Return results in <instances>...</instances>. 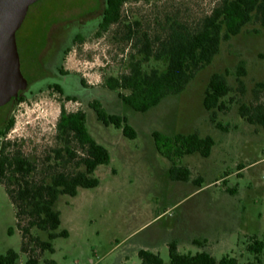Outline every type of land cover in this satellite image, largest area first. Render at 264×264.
<instances>
[{"label":"rangeland","instance_id":"374dc122","mask_svg":"<svg viewBox=\"0 0 264 264\" xmlns=\"http://www.w3.org/2000/svg\"><path fill=\"white\" fill-rule=\"evenodd\" d=\"M103 1L39 0L31 5L17 32L24 75L31 78L39 73L33 52L51 21L61 19L69 31L80 30L99 14ZM219 1L128 2L123 19L125 23L139 21L142 29L156 35L163 33L170 20L197 23ZM121 28L113 25L102 36L96 34L98 27L85 30V41L72 43L62 62L70 73L68 93L45 85L11 111L14 125L5 139L20 144L32 159L42 161L57 146L56 124L62 107L86 111L90 133L110 152V163L95 171L100 180L97 187L79 188L76 196L59 197L60 230L66 229L69 235L52 241L54 253L37 250L38 264L51 259L58 264H141L140 249L159 253L168 264L172 240L182 253L206 250L218 259L230 255L242 262L255 260L247 245L251 236L264 239V127L247 122L239 106L264 100L254 92L256 83L264 79V26L253 21L223 41L213 62L183 92L166 97L147 112L135 111L105 84V78L127 71L134 53L130 43L113 39ZM240 63L246 67L244 92L236 74ZM145 67L164 70L166 64L151 59ZM215 72H228L233 87L226 97L232 101L229 110L217 117L221 127L211 121L203 105ZM94 99L108 112L127 116L137 137L127 138L122 129L100 122L89 106ZM154 131L211 135L215 145L208 157L194 153L178 160L189 168L191 178L173 181L169 175L172 162L157 149ZM33 233L47 239L42 231L34 229ZM21 246L15 207L0 183V256L14 249L19 253L16 264H26L29 256ZM260 258L264 264V251Z\"/></svg>","mask_w":264,"mask_h":264},{"label":"trees","instance_id":"16d2710c","mask_svg":"<svg viewBox=\"0 0 264 264\" xmlns=\"http://www.w3.org/2000/svg\"><path fill=\"white\" fill-rule=\"evenodd\" d=\"M139 0H106L102 20L97 36L108 32L113 25H122L113 35L120 43H130L134 53L130 54L128 69L117 76L105 78L106 86L118 93L119 97L135 111L147 112L159 105L166 97L183 92L196 74L210 65L219 53L222 42L239 34L253 21L264 26V0H220L211 12L195 24L170 20L163 33L151 35L142 29L139 21L125 23L124 6L128 2ZM85 36L77 34L74 43L82 44ZM151 59L164 61V70L146 69L145 63ZM241 92L245 90L242 79L246 67L240 63L236 69ZM57 90L64 93L57 85ZM233 91L228 80V72L212 74L203 99L210 119L218 127L219 112L229 110L226 97ZM257 97H264V79L254 88ZM70 99V96L66 97ZM260 99V98H259ZM89 106L95 111L97 119L104 125H114L122 129L125 137L135 139L136 129L127 116L110 113L100 100L94 99ZM240 115L250 124L264 127V100L253 104L241 103ZM14 125L13 117L8 121L0 135V183L15 207L16 224L21 232V250L28 254L26 264H38L37 250L41 253H54L53 240L67 237L66 229L60 230L61 212L56 202L61 195L76 196L79 188H95L100 180L95 171L100 165L110 163V152L90 133L86 111H68L64 107L56 124L57 146L52 148L42 161L27 156L20 144L5 139L7 132ZM157 149L168 157L172 164L169 175L173 181L187 182L191 172L188 167L178 162L186 155L199 153L210 156L215 140L211 135L198 133H176L167 135L154 131ZM179 160V161H178ZM47 234V239L35 235L33 230ZM168 264H262L260 255L264 251V239L251 236L247 250L255 260L240 261L239 258L224 255L220 259L203 250L196 253H182L178 242H169ZM138 256L141 264H164L159 253L140 249ZM19 253L9 249L0 256V264H16ZM45 264H58L55 260H46Z\"/></svg>","mask_w":264,"mask_h":264},{"label":"flooded vegetation","instance_id":"af4514ba","mask_svg":"<svg viewBox=\"0 0 264 264\" xmlns=\"http://www.w3.org/2000/svg\"><path fill=\"white\" fill-rule=\"evenodd\" d=\"M105 7L106 0H104L101 4V10L99 14L96 15L94 19L83 25L82 29L80 30L73 29L69 31L66 26V22L61 19L51 21L47 25L44 40L41 41V45L36 47L35 52H33L35 67L39 73L34 74V76L31 78L25 76L23 73V59L20 54V46L17 42L21 70L24 77L28 81V85L25 89L19 91L17 97L12 98L6 105L0 107V135L5 130L8 121L13 117L11 111L13 112L18 104H21L32 97L38 89H41L46 85L52 90L59 92L57 90V85H59L64 93H68L69 89L67 83L70 79V73L67 72L62 65L63 59L69 52V49L72 43H74L77 34L84 35L85 30L99 26ZM21 27L19 29H21ZM5 108L6 110H3Z\"/></svg>","mask_w":264,"mask_h":264},{"label":"water","instance_id":"95a60500","mask_svg":"<svg viewBox=\"0 0 264 264\" xmlns=\"http://www.w3.org/2000/svg\"><path fill=\"white\" fill-rule=\"evenodd\" d=\"M39 0H0V107L17 97L28 81L21 70L17 31Z\"/></svg>","mask_w":264,"mask_h":264}]
</instances>
